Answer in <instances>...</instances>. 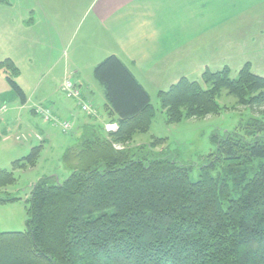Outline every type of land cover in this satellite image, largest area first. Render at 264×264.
I'll use <instances>...</instances> for the list:
<instances>
[{"label":"trees","instance_id":"trees-1","mask_svg":"<svg viewBox=\"0 0 264 264\" xmlns=\"http://www.w3.org/2000/svg\"><path fill=\"white\" fill-rule=\"evenodd\" d=\"M0 66L25 104L13 79L19 70L11 60ZM93 76L104 92L103 119L117 129L107 131L104 120L60 127L69 143L62 157L69 176L63 183L44 177L31 186L28 230H0V264H264L263 120H250L245 135L226 132L215 139L216 164L210 167L216 175L203 168L193 182L192 167L166 156L165 148L154 150L166 138L117 150L149 133L157 110L118 57L100 62ZM201 80L183 78L159 92L169 126L220 113L216 97L222 90L241 104L264 106V77L250 63L235 77L225 67L206 70ZM43 144L15 160L11 171L0 170V190L16 183V171L37 166ZM16 200L8 196L0 204Z\"/></svg>","mask_w":264,"mask_h":264},{"label":"rangeland","instance_id":"rangeland-1","mask_svg":"<svg viewBox=\"0 0 264 264\" xmlns=\"http://www.w3.org/2000/svg\"><path fill=\"white\" fill-rule=\"evenodd\" d=\"M32 1L33 0H0V57H5L6 53L16 54L15 58L21 66V69L19 70L21 76L19 79H16V82L18 80L21 86L18 82L17 84L25 90L24 92L27 94L26 100L28 101L23 107L24 110L20 107L21 103L19 97L13 92L8 81H4V86L3 84H0V91H2L0 99L1 101L6 99L2 102L1 106L6 105L7 107L6 112L2 113V116L0 117L6 118L8 117L7 114L9 112V114L12 113V115L16 117V122L21 128H16V130H19L17 134L14 135V139L18 144L14 145V150L11 152V157L8 162L5 161L8 158V152H10L11 149L6 148L7 144H4L5 140H3L7 132H3L2 127L0 128V169L11 171L12 162L21 157L16 156H19L22 153V156L24 157L30 153L33 147L40 145L39 140L35 138L31 139L27 136V133H29L30 130L41 132V134H44L48 139H46L43 144L44 149L37 166L24 171H16L14 173L16 183L0 190V198H7L9 196L18 199L14 202L0 204V230L2 232H25L28 230V221L30 219V203L28 200L30 199L32 184H35L44 177H51L54 183H63L69 176V171L62 161V157L67 151L69 144L67 141V135L63 134L60 127L56 124L48 123L44 118L38 115L36 116V112L34 110L32 111V109L37 106H44L47 108V111L54 114V109L49 108L52 105L49 100H51V95L57 91V97L64 101L63 104L74 106V110L70 115L73 117H70L69 119L66 117L61 119L54 114L59 121H67L73 126L76 121L75 118L78 115L83 118V121H81V124L83 125H100L103 124L104 121L106 122V120L103 119L105 116V110L101 111L97 107H94L93 104L86 101L83 97L81 88L77 86L75 82L74 89L78 93V98L66 99L60 90V86L63 83L62 79L66 77L65 75L67 73H65L64 78L63 75L55 73L60 71L58 66H65L72 58L79 57V61H85L83 64L87 66V69L84 71L85 79H88V74L92 81L94 77L92 70H94V68L91 69V66H93L92 64L95 62L93 60V58L96 57L95 51L104 48H112V45L110 44L111 40L107 37L106 31L98 27L99 25L96 23V20L89 14V11H87L88 6L95 2V0H39L41 8L46 12L47 16L56 17L58 21H62L64 25L67 20H71L70 22L74 24V27L71 29L72 32L68 36L69 49H67V28L61 30L55 26V38L60 39L61 35L63 42H66L65 46H62L61 43H58L54 39L53 35L51 37L40 38L39 40L32 39V35L28 32L31 28L24 27V25L21 26V19L18 16L24 11H27L23 18L31 19L29 8L31 9ZM250 10H252L254 14L261 13V11L264 10V6H253L250 7ZM70 11H73V17H70V14H68ZM250 21L248 24L252 25L253 23ZM44 23L46 22L42 21L41 26ZM262 26H264V20L262 21ZM248 29L251 30L250 27ZM42 32H46L45 27H41V33ZM16 34H20L22 39L25 40L21 50L19 46L16 47L17 40L14 39ZM29 36L30 46L34 47L35 44L37 45L34 50V56L35 61L39 66L45 67L50 60L53 61L57 59L56 67H51L45 72V74H47V72L49 73L43 78L42 83L39 84L40 86L38 90L33 87L32 81L34 79L33 77H35V73L41 69L35 71L36 68L32 69V63L26 60L27 51H31V47H27ZM253 49L254 47L252 46L244 47V49L233 47L231 53L233 56H243V51L251 52ZM73 50H75V52ZM41 59H43V61ZM258 64L263 70L264 55L260 56ZM23 67L24 69H22ZM3 69H5V71L7 70L6 67H3ZM203 74L201 75V79ZM70 75L72 77V72L68 74L67 77ZM2 76L3 75H1V78ZM9 76H11L10 72L8 74V77ZM176 78L178 83L185 77L177 76ZM199 82L202 83V80ZM172 86L173 85L146 87L151 95L152 103L157 110V115L153 121L151 130L147 134L136 136L132 141L117 144L116 148L117 150L125 148L132 151L138 147L142 148L148 145H153L154 138H166L168 139V143H161L159 147L154 150L158 152L160 149L165 148L167 150L166 156L176 160L179 164L192 167L190 178L193 182H197L200 179V173L203 168H210L209 170L212 175L215 176L216 172L210 167L213 164H216V156H214V154H216L217 146L214 142L215 139L221 138L226 132H237L240 135H245L247 132V130H245V125L250 120L261 119L264 122V106L258 108L249 106L247 103L241 104L239 103L240 99L238 97L229 93L228 90H222L216 97V103L219 105L220 113L217 115L210 114L202 118L185 117V120L180 123L169 126L166 121L165 110L161 107V101L158 98V94L159 92L168 91ZM4 92L7 94L4 95ZM11 95L15 96L16 100L19 102L16 103L15 99L12 101ZM80 98L82 102L89 106H93L94 112L92 114H86V112L81 109V106L79 105ZM247 100H249V98H246V101ZM13 107H15L14 110ZM28 111L30 112L29 114ZM185 111L186 110L184 109L182 110L183 114L187 116ZM91 117L93 118L88 120ZM106 123L107 124L104 126L105 129L108 130L107 127L112 122ZM0 124L4 125V122L0 121ZM19 137L23 139L22 142L17 140ZM69 141L72 142V140ZM7 143L10 146L12 145L11 141H7Z\"/></svg>","mask_w":264,"mask_h":264},{"label":"crops","instance_id":"crops-1","mask_svg":"<svg viewBox=\"0 0 264 264\" xmlns=\"http://www.w3.org/2000/svg\"><path fill=\"white\" fill-rule=\"evenodd\" d=\"M253 6H264V0H95L88 6L87 11L96 20L98 27L106 31L107 37L111 40L112 48L95 51L96 57L93 58L95 62L91 69H95L104 59L114 55L131 70L148 93L147 86H171L177 83V76L199 82L201 75L206 70L217 72L228 67L232 71V76L235 77L247 63L251 64L255 75L264 77V69L262 70L258 64L260 56L264 55V26H262L264 10L254 14L250 10V7ZM29 12H31L30 20L23 18L27 11L18 17L21 19V26L31 28L28 32L32 35V39L39 40L53 35L58 43L65 46L66 42H63L60 34L61 40L55 38V26L61 30L67 28L68 47V36L74 27V24L70 22L71 20L65 21L64 25L56 17L47 16L41 8L39 0L32 1ZM72 12L68 13L70 17H73ZM42 21L46 23L41 26ZM249 21L253 24L249 25ZM41 27H45V33H41ZM249 27L251 30L248 29ZM14 39L17 40L16 47L19 46L21 50L25 40L20 34H16ZM36 46V44L34 47L30 46L29 36L27 47H31V51H27L26 60L32 63V69L36 68L35 71L41 69L35 73L32 81L33 87L38 90L39 84L49 73L45 74V72L51 67H56L57 59L50 60L45 67L39 66L34 56ZM247 46L254 47L253 51H243V56L232 55L233 47L244 49ZM75 50L73 51L75 52ZM15 55L14 53H6L5 57H0V63L11 60L20 70L21 66ZM79 59V57L72 58L67 62V65L58 66L60 71L55 73L63 75L64 78L65 73L68 75L72 72V78L76 85L81 88L84 99L103 111L105 106L104 92L94 77L91 81L87 74L88 79H85L84 71L87 66L83 64L85 61H79ZM41 60L43 61V59ZM0 68V84L4 86V81L7 80L9 73L8 69L6 71L3 69V66ZM1 75H3L2 78ZM20 76L19 72L13 79L16 81ZM17 82L21 86L18 80ZM23 91L25 90L23 89ZM24 93L27 96L26 92ZM6 94L4 92V95ZM57 96V91L51 95L49 102L52 105L49 108L54 109V114L61 119L73 117L70 115L74 106L63 104L64 101ZM14 99L16 103L19 102L15 96L11 95V100L14 101ZM5 100L1 101L0 99V107ZM27 103L26 100L25 104L21 103L20 107L23 108ZM29 111L28 114L32 112ZM9 113L6 118L0 117L2 119L0 121L4 122V125L0 124V128L2 127L3 132H7L3 138L4 144H7V149H11L5 162L10 160L13 147L18 144L14 135L21 129L16 122V117ZM75 119L74 128L77 123L83 121V118L78 115ZM17 127L18 130H16ZM27 136L44 143L48 139L41 132H34L33 130H30ZM7 141H11L12 145L10 146ZM22 155L21 153L16 157L21 156L20 158H22Z\"/></svg>","mask_w":264,"mask_h":264},{"label":"built area","instance_id":"built-area-1","mask_svg":"<svg viewBox=\"0 0 264 264\" xmlns=\"http://www.w3.org/2000/svg\"><path fill=\"white\" fill-rule=\"evenodd\" d=\"M61 90L67 98H70V99L71 98H74V99L78 98V93L74 89V83H73L70 76L64 80L62 87H61ZM79 105L81 106V109L84 112H86V114H92L94 112L92 106H89V105L83 103L81 101V98L79 99ZM6 108H7L6 106H3L0 110V112L1 113L6 112V110H7ZM36 113L43 116L46 121L53 122L54 124L58 123V121L52 116V114L43 108H37ZM59 125L64 130H67L71 127L70 123H68V122H63V123H60ZM107 129L109 131H114V130H116V126L115 125H108ZM17 140L21 141V138L19 137Z\"/></svg>","mask_w":264,"mask_h":264},{"label":"bare ground","instance_id":"bare-ground-1","mask_svg":"<svg viewBox=\"0 0 264 264\" xmlns=\"http://www.w3.org/2000/svg\"><path fill=\"white\" fill-rule=\"evenodd\" d=\"M197 180V179H196Z\"/></svg>","mask_w":264,"mask_h":264}]
</instances>
